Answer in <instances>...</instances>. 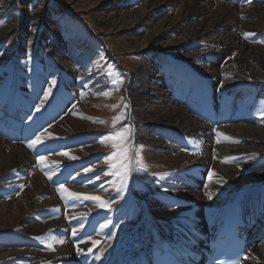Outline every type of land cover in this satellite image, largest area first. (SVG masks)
I'll use <instances>...</instances> for the list:
<instances>
[{
    "label": "bare ground",
    "instance_id": "bare-ground-1",
    "mask_svg": "<svg viewBox=\"0 0 264 264\" xmlns=\"http://www.w3.org/2000/svg\"><path fill=\"white\" fill-rule=\"evenodd\" d=\"M23 3L35 9L17 15ZM23 3L0 0V38L15 36L21 27V46L34 44L43 19L61 9L52 0ZM67 5L104 38L115 37L127 53L165 52L179 60L166 64L154 55L148 63L142 60L127 68L126 92L136 118L134 144L145 146L147 166L166 174L152 188L133 163L124 195L99 217L93 216L90 201L62 198L60 184L83 195L103 188L94 180V166L101 159L96 131L102 128L81 117V111L93 113L92 99L81 86L98 92L97 78L92 73H64V47L54 45L60 38H38L48 42L50 58L62 67V73L51 74L57 81V106L47 107L44 129L29 141L0 138V193L6 192L0 201V264H10L8 258L20 254L30 260L27 264H147V255L164 244L177 248L185 262L195 263L218 212L233 201L242 205L246 225L263 235L264 0H68ZM71 55L76 57L75 49ZM9 75L0 74V121L2 111L17 103L12 92L7 95V87H13L12 81H5ZM24 83L19 86L28 99ZM36 86L45 92L44 80ZM183 92L191 103L181 97ZM75 100L78 108L72 109ZM210 102L217 105L216 113L228 105L219 123L218 118L205 121ZM27 111L21 113L23 118L38 120ZM82 133L85 142L72 140L67 149L63 137ZM37 136L41 142L28 147ZM63 139V145L52 144ZM41 156L45 159L38 162ZM85 166L91 171L82 169ZM46 172L53 174L51 180ZM103 224L107 227L101 228ZM13 227L34 237L14 239L8 234ZM93 238L100 243L89 253ZM77 246L83 254L77 253ZM249 256L250 264H264L263 236L252 241L241 264Z\"/></svg>",
    "mask_w": 264,
    "mask_h": 264
},
{
    "label": "rangeland",
    "instance_id": "rangeland-1",
    "mask_svg": "<svg viewBox=\"0 0 264 264\" xmlns=\"http://www.w3.org/2000/svg\"><path fill=\"white\" fill-rule=\"evenodd\" d=\"M11 1L16 5L20 4L21 2H26V0ZM56 3L64 7L65 5H67L68 0H52L53 5H56ZM22 8L23 9L15 10H18L16 12L17 15L22 14V16H24L27 11H33L35 9L34 7L30 9L25 3L22 4ZM68 8L59 9L58 12L50 11L51 14L49 13L47 15V18L43 19L45 23H40L39 28L37 29L38 31L36 34V42L32 45L26 44L24 46H21L20 41L18 40L22 35L20 31L21 27L20 29L18 28V31L15 32V36L13 35L12 37V33H9L6 36L0 38V74H10L9 76H7L5 81L7 80L6 82H13V87H7V92H9L7 95L10 96V92L13 91L12 93L15 97V92H19L18 94H16V101L18 102L17 106L18 104L23 105L22 103H25V101H27L24 98L26 97L24 96L25 93L18 90L20 82L23 81L22 79V81L18 80V75H20L19 73H22L23 77L25 75L24 84L32 94L33 92L34 94H36V92L39 93L38 87H35L41 79L46 83L45 91H48L50 89L48 99L44 100L43 105L41 106L42 108L46 104L50 103L53 99L55 100V102H53V100V105L50 106H57V81L55 80V76H52L51 74L52 72L57 73V71L58 73H62V67L59 63L55 62V59L50 58L48 53V42L45 41L41 43L39 39L49 40L55 37L60 38L61 42L54 45L58 50L60 45L61 49L62 47H64V51H62L60 55L61 58L66 62V71L64 73H92L93 77L97 78L96 85H98V92L95 91V89L89 88L87 85L81 86V89L87 88L88 96L92 99L91 107L93 110V113L91 112L90 114H86L81 111V117L82 119L90 120L92 122L91 125L97 128H102V131H100L102 133H99V141H96L98 144L97 153H100L99 155L103 153L105 154V156L102 157L100 161L101 163L99 162L100 165L98 163L99 166H94L96 174L98 175V173H100L99 175H101L102 171L110 173L112 171L113 163L119 165V163L121 162L120 160L109 161L106 158L114 152H119L121 148H124L126 150V155L124 156L123 162L128 164V168L126 169L127 172L129 173V170L131 172L132 164L133 162H135L134 166L137 167V171L140 177L147 185L154 188L158 185L159 179L166 174V170L156 171L154 170V168L147 166L146 162L144 161L143 155L145 146H142V144L140 143H138V145L136 146L134 144L133 130L136 118L133 114H131V104L126 92V84L128 83L129 73L127 68L129 66L135 65L136 62H140L142 60H147L148 63L149 59L154 55L159 58L161 62L166 64L179 63V60L174 55L165 52L127 53L121 46L122 44L115 37L112 38V36L109 35L107 36V40L106 38H104V36H101L92 25H89L87 21L82 19L78 14L74 13L72 9H70V7ZM1 20H3V18ZM1 20L0 29L3 26ZM48 25L52 28H48ZM73 49L76 50V57H73L71 55V50ZM67 53L69 55H67ZM9 78L14 79L10 80ZM90 78L91 76L89 75L85 78L84 81L89 82ZM7 95H5L6 98L8 97ZM40 96L41 99L39 98L38 103L43 100L44 93ZM181 97L188 103H191L190 96L187 92H183L181 94ZM4 98L5 97H3V99ZM69 98L73 102L74 97L70 96ZM38 105H41V103H30L29 106L32 107L33 112L39 113V111L36 110ZM41 107L39 109H41ZM71 108H78L77 100H75V102L71 105ZM121 113H123V118L114 123V118L120 116ZM24 119L31 120L26 118ZM34 121H36V119ZM125 126L127 127V139L114 147L113 139L108 138L109 134L116 132L118 129H122ZM97 132L99 131H96V133ZM78 136L79 138L85 137L83 133ZM71 138H74V135H70L68 140H70ZM54 142L52 144L63 145L65 141L63 139L61 141ZM134 156H136L135 161L133 159ZM108 165L110 166V168L105 167ZM98 167L102 168L101 172H98V170H96V168L98 169ZM154 177H157L155 181L153 179ZM99 179H101V177H99ZM106 180L107 179L101 180L102 184L107 183ZM117 183L119 184V178L115 177V184ZM128 183L129 181L126 178V183L123 186V190H125V187H127ZM116 186L120 187V184ZM105 188V191L96 192L94 194H103V196H105L106 199L109 200L110 195L112 194V192L116 191V189L113 187L112 182H108ZM5 193L6 192L0 193V201L4 200ZM101 200L105 201L103 198H101ZM92 203L97 206L94 201H92ZM113 203H111V206ZM99 207L102 209V211H104L109 208V205L106 204V206L101 207L99 204ZM9 232L15 233L18 238H21L24 235L28 237H34L30 236V233H23L22 230L17 227L9 229L8 234ZM91 248H93V245L91 246ZM25 258H27L25 255L20 254L16 258H8V261L10 262V264H27L30 260ZM251 261V257L247 258V260L244 261V264H250L252 263Z\"/></svg>",
    "mask_w": 264,
    "mask_h": 264
},
{
    "label": "snow or ice",
    "instance_id": "snow-or-ice-1",
    "mask_svg": "<svg viewBox=\"0 0 264 264\" xmlns=\"http://www.w3.org/2000/svg\"><path fill=\"white\" fill-rule=\"evenodd\" d=\"M29 8L31 9L32 6L29 5ZM247 36V34H246ZM49 92H50V89L48 91H45L44 92V98L43 100L41 101V105H38L37 106V110H39V108L43 105V102L44 100H47L48 99V96H49ZM123 118V113L120 114V116H117L114 118V123L116 121H119L120 119ZM126 132H127V127L125 126L124 128L122 129H118L116 132L114 133H110L108 138H111L113 139V144H114V147L118 144H120L122 141H125L127 139L126 137ZM49 136H51V134H49ZM41 142V137L40 136H37L34 140H32L28 147L32 148L34 147L35 145L39 144ZM238 142V141H237ZM63 155H68V153H62ZM126 155V150L124 148H121V150L119 152H114L113 154H111L109 157H107L106 159L109 160V161H112V160H120L121 162L119 163V165H116L115 163L112 164V171L110 173L106 172L105 174L108 175V174H111L115 177H118L119 178V184H120V187H117L116 188V191L118 193H122L123 191V186L125 185L126 183V177L128 175V172H127V168H128V164L123 162L124 161V156ZM72 159H74V157H70ZM45 158L43 156L39 157L38 158V162L40 161H43ZM59 166V165H57ZM121 170H125V171H121ZM86 172L88 171H91L90 169H85ZM47 176H48V179L51 180L52 179V173H48L46 172L45 173ZM212 176V173L210 172L209 173V177L211 178ZM97 179H99V176L97 175L96 177ZM23 187V185L21 186ZM101 190H104L103 188ZM57 191L59 193L62 194V198H65V199H81L83 198L84 200H91V201H98L100 206L101 207H104L106 206V204H109L111 203V201H102L100 197L98 196H92V195H83V194H80V193H74V192H70L68 191L63 184H60ZM104 227H107V224H103L101 225V228H104ZM78 233V230L77 229H73L72 230V235L73 236H76ZM37 239H40V238H37ZM58 243H63L64 241L62 239H59L57 240ZM80 243H83L85 241L81 240L79 241ZM93 243V246H95V241L92 242ZM47 248H52V245L51 244H48L46 245ZM54 250V249H53ZM87 251L89 253L92 252V248H89L87 249ZM77 253L78 254H83V250H81L78 246H77ZM96 259H100V255L97 254ZM233 264H239V261H234Z\"/></svg>",
    "mask_w": 264,
    "mask_h": 264
}]
</instances>
